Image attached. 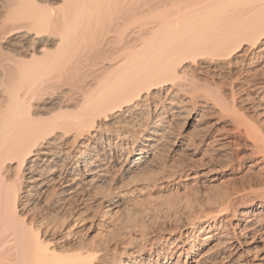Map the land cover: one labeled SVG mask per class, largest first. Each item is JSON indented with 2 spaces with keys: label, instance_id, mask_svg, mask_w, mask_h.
Segmentation results:
<instances>
[{
  "label": "bare ground",
  "instance_id": "obj_1",
  "mask_svg": "<svg viewBox=\"0 0 264 264\" xmlns=\"http://www.w3.org/2000/svg\"><path fill=\"white\" fill-rule=\"evenodd\" d=\"M199 58L217 59L211 65L221 72L263 60L259 0H0V264H142L137 249L113 258L105 238L74 244L57 237L74 224L38 219L36 204H48L55 191L65 194L74 220L76 196L108 175L120 150L129 155L127 170L147 161L166 125L156 118L144 127L136 118L161 98L165 105L155 109L157 117L180 112L179 87L191 74L185 63ZM250 85L264 93V81ZM216 97L220 103L223 96ZM132 127L140 130L128 151ZM248 127L252 145L263 151L258 170L264 172V127ZM230 129L206 131L203 141L222 153ZM49 187L54 192L45 198ZM240 196L179 226L173 264H204L195 247L215 233L232 246L223 264L235 258L237 264H264V188ZM229 208L232 215L221 219ZM217 223L219 232L208 234ZM155 251L148 264L170 263V251Z\"/></svg>",
  "mask_w": 264,
  "mask_h": 264
},
{
  "label": "rangeland",
  "instance_id": "obj_2",
  "mask_svg": "<svg viewBox=\"0 0 264 264\" xmlns=\"http://www.w3.org/2000/svg\"><path fill=\"white\" fill-rule=\"evenodd\" d=\"M203 60L204 58H199L197 65L194 62L185 63L187 67L191 65L187 68L188 74L190 72L191 74L183 79L186 81L183 84L182 80L177 96L179 99L176 98L177 102L182 103V107H179L182 111L177 108L180 111L177 112L178 114H163L157 117L155 109L159 113L165 105L164 101L161 102V98L157 101V105L145 107L141 115L136 118L142 122V126L148 124L151 126L150 120L157 118L169 128L165 127L162 142L155 147L153 156L150 155L143 164L127 170L126 159L129 155L127 151L120 150L116 159L111 163L108 175L89 190L76 196V203L73 202L76 208H74V215L78 216L77 219L68 218L71 201L64 198L65 194H56L58 192L55 191V193L53 187L44 191L45 198L47 194L51 195L54 192L51 197L53 200L50 198L51 203L48 201V204L36 202L37 207H42L37 210L38 219L49 216L50 221L64 222L65 225L74 224L70 230L69 227L64 226L58 232L57 237L67 236L74 244L76 241H93L91 239L94 238V241L105 240L111 247L113 258L116 257L117 260L137 249L142 252V264L149 263L147 261L152 251H170L172 258L169 264H173L179 254L178 249L174 252L176 248L173 244L180 235V227L183 224L195 221L199 216L203 217L224 204H226L225 207H228V203L235 204L241 197L240 195L247 191H260V189L263 191L264 172H261L262 169L258 170L263 165L261 159L263 151L260 149L259 152V149L256 150L252 145L255 137L252 141L247 127L248 124V128L252 125L253 129L264 127V116L259 114L263 110L261 106L264 105V93L256 94L255 88L250 85L260 80L264 81V59L256 66L248 67V64H244L240 65L241 68H226L222 72L216 65H211V62L217 63V59ZM246 83L250 85H248L249 88ZM169 86L167 84L164 87ZM219 94L223 96L222 99L224 98L220 100V103L218 102L220 97H216ZM233 95L236 109L232 107ZM224 100L226 103L223 102ZM235 110L240 112H235ZM234 119L236 122H233ZM234 123L241 124L235 125ZM233 124L238 127L234 128ZM113 126L111 122L109 128ZM219 129H230L226 135L230 146L227 145L223 154L214 151L211 145H207L209 140L204 142L202 138L206 131L215 134ZM139 130V127H132L127 133L128 139L125 140L124 146H128V151ZM26 185L27 183L24 182L23 191ZM117 198L120 199L119 202L113 205L111 201ZM232 213L229 208L221 219H227ZM221 219H218L219 223ZM219 223L211 228L213 232H208V234L219 232ZM187 230H184L185 233ZM198 234L203 238L207 233L203 231ZM129 238L134 239L133 245L128 242ZM231 247L225 239L215 233L204 241L199 240L195 250L197 258H200L204 264H223L222 262L227 259L225 257L232 251ZM257 249L254 248L252 255ZM238 262V258H235L228 264Z\"/></svg>",
  "mask_w": 264,
  "mask_h": 264
},
{
  "label": "snow or ice",
  "instance_id": "obj_3",
  "mask_svg": "<svg viewBox=\"0 0 264 264\" xmlns=\"http://www.w3.org/2000/svg\"><path fill=\"white\" fill-rule=\"evenodd\" d=\"M260 6L264 8V0H259Z\"/></svg>",
  "mask_w": 264,
  "mask_h": 264
}]
</instances>
